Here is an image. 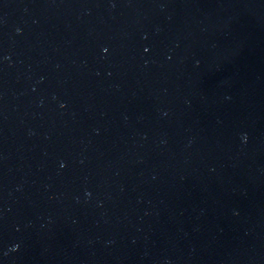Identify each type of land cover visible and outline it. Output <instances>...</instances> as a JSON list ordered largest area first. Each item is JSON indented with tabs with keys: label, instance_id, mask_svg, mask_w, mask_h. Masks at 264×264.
<instances>
[{
	"label": "water",
	"instance_id": "obj_1",
	"mask_svg": "<svg viewBox=\"0 0 264 264\" xmlns=\"http://www.w3.org/2000/svg\"><path fill=\"white\" fill-rule=\"evenodd\" d=\"M0 264H264V0H0Z\"/></svg>",
	"mask_w": 264,
	"mask_h": 264
}]
</instances>
